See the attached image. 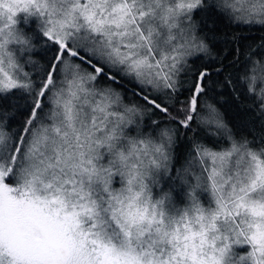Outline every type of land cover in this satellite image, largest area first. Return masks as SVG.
Instances as JSON below:
<instances>
[{
    "label": "snow or ice",
    "instance_id": "1",
    "mask_svg": "<svg viewBox=\"0 0 264 264\" xmlns=\"http://www.w3.org/2000/svg\"><path fill=\"white\" fill-rule=\"evenodd\" d=\"M220 20L264 0H0V264H264V43L213 80Z\"/></svg>",
    "mask_w": 264,
    "mask_h": 264
},
{
    "label": "trees",
    "instance_id": "2",
    "mask_svg": "<svg viewBox=\"0 0 264 264\" xmlns=\"http://www.w3.org/2000/svg\"><path fill=\"white\" fill-rule=\"evenodd\" d=\"M218 40L213 45V57L204 56L202 60H197L193 67H198L201 63L205 66L211 67L214 57L218 56L223 60L221 67L224 69L219 75H213V80H223L224 76L228 73L235 74L239 65L235 68L230 67V63L235 59L232 50L239 46L240 48V59L241 62L245 59L243 53L247 51V46L252 45L253 51L259 49V45L264 43V28L259 25L248 27L245 25H234L229 24L224 20H220L217 23ZM187 95V93H185ZM247 101H243L237 104L235 100L232 99L231 95L225 91L222 97V104L218 105L220 110L224 113L225 119L229 121L230 124H240L242 122H247L250 127L255 128L257 134H259L260 125L258 123V118L255 114L248 108L245 107ZM159 119V115L155 117ZM22 119V117H20ZM13 126H17L15 123ZM191 135V134H189ZM185 144H182L178 149V153L181 158L183 152L185 151Z\"/></svg>",
    "mask_w": 264,
    "mask_h": 264
}]
</instances>
